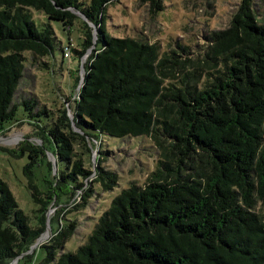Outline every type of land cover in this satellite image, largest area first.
I'll return each mask as SVG.
<instances>
[{"label":"trees","instance_id":"trees-1","mask_svg":"<svg viewBox=\"0 0 264 264\" xmlns=\"http://www.w3.org/2000/svg\"><path fill=\"white\" fill-rule=\"evenodd\" d=\"M113 1L0 0V134L15 120L23 53L46 65L43 59L53 55V29L38 26L31 9L60 21L66 32L80 20V47L68 36L66 45L59 43L63 57L92 47L72 118L67 97L48 127L35 132L44 147L26 151L22 171L37 205L32 220L0 176V264L44 232L43 213L55 193L40 191L34 180L41 163L51 175L46 153L55 160L52 184L67 186L70 196L81 189L83 205L93 193L92 186L84 188L93 172L92 141L101 142L102 134L148 136L157 151L154 168L143 184L131 182L113 197L84 244L56 255L75 222L63 225L40 245L45 255L38 264H264V5L239 0L218 28L206 19L194 51L178 39L162 48L159 40L111 36L105 8ZM139 1L153 16L163 8L162 0ZM22 104L29 112L30 99ZM42 114L48 110L34 113ZM101 162L94 181L111 190L117 174Z\"/></svg>","mask_w":264,"mask_h":264},{"label":"rangeland","instance_id":"rangeland-1","mask_svg":"<svg viewBox=\"0 0 264 264\" xmlns=\"http://www.w3.org/2000/svg\"><path fill=\"white\" fill-rule=\"evenodd\" d=\"M88 2V0H82ZM239 0H214L208 5L205 0H162L163 8L154 16L150 14L146 3L139 0H114L105 8L106 31L114 37L142 36L154 42L159 40L162 48L172 40L191 45L194 51L200 50L202 31L207 32L205 20L210 28L222 27L226 24L229 15L236 10ZM257 6H262L264 1L257 0ZM34 22L38 26L49 24L53 29V55L44 58L46 64L30 61V53L25 51V71L17 84L13 104L15 105V120L6 122L5 129L0 134V176L8 184L18 208L33 219L37 205L32 200L27 189V179L22 167L27 160L26 151L30 147L43 148L44 142L36 135V131L43 125L48 127L51 119L57 114V109L65 106L67 115L72 118V101L76 98L80 82L83 77L84 65L87 63L91 48L77 57L71 51L69 57L62 56V46L68 42V36L74 46L80 47L82 40V26L80 20L75 19L68 32L63 30L60 21L48 19L41 11L31 9ZM228 16V17H227ZM90 26L95 29L92 24ZM95 31L93 30V34ZM95 36V35H94ZM60 43V44H59ZM198 44V45H199ZM77 80L75 81V78ZM30 99L32 107L29 112L33 115L36 111L47 109L48 114L29 117V112L24 108L22 101ZM31 122V123H30ZM34 124H37L38 127ZM77 131L76 127H73ZM101 142H93L91 160H89L92 174L84 179V188L93 187L92 195L83 205V191L76 190L74 195H69L67 186L59 184V189L52 184V177L56 175L54 156L46 153L52 171L44 163L36 166L37 178L34 180L38 189L44 193H55L43 215L45 229L29 249L8 264H16L23 255H29L31 263H39L45 255L40 245L46 243L63 225L70 221L75 222V228L70 238L61 248L55 249L56 255L60 252H73L78 246L84 244L87 236L92 231L100 214L109 206L111 200L122 188L131 182L141 185L146 176L154 168L156 148L151 139L146 135L114 137L102 134ZM19 148H23L22 152ZM101 149V152H98ZM22 153V154H20ZM103 170L117 174V183L111 190H104L97 177L96 165L98 162ZM95 166V168H94ZM52 176V177H51ZM58 195V196H56ZM54 231V232H53ZM21 263V261H20Z\"/></svg>","mask_w":264,"mask_h":264},{"label":"water","instance_id":"water-1","mask_svg":"<svg viewBox=\"0 0 264 264\" xmlns=\"http://www.w3.org/2000/svg\"><path fill=\"white\" fill-rule=\"evenodd\" d=\"M15 258H17V257H15Z\"/></svg>","mask_w":264,"mask_h":264}]
</instances>
